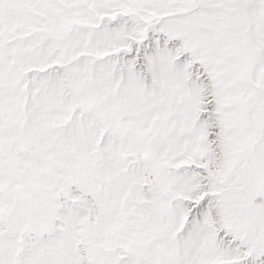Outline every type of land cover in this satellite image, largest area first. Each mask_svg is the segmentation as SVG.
Masks as SVG:
<instances>
[{
	"label": "snow or ice",
	"instance_id": "snow-or-ice-1",
	"mask_svg": "<svg viewBox=\"0 0 264 264\" xmlns=\"http://www.w3.org/2000/svg\"><path fill=\"white\" fill-rule=\"evenodd\" d=\"M0 264H264V0H0Z\"/></svg>",
	"mask_w": 264,
	"mask_h": 264
}]
</instances>
